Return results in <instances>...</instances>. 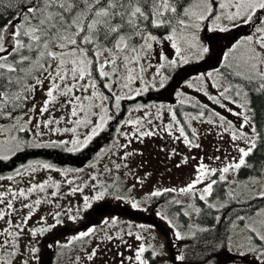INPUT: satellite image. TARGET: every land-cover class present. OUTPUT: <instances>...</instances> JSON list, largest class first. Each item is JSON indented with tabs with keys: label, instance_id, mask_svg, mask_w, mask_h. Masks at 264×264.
<instances>
[{
	"label": "snow or ice",
	"instance_id": "1",
	"mask_svg": "<svg viewBox=\"0 0 264 264\" xmlns=\"http://www.w3.org/2000/svg\"><path fill=\"white\" fill-rule=\"evenodd\" d=\"M0 19H3L2 14ZM223 21H227V24ZM205 22L213 25L211 30L220 32H227L230 27L251 28L249 34L229 49L231 53L238 48H245L243 71L239 70L240 64L233 67L227 63L229 56L225 55L222 70L217 69L215 73L209 72L199 78L209 88L217 89L214 95H210L208 91H204L203 95L225 112L237 117V123L234 124L215 109H209L207 104L201 105L199 102L190 101L192 107L198 111L195 115L186 114L183 125L177 118V112L172 108L166 110L170 115L169 123L154 124L147 106L133 109L142 112L143 117H130L124 121V125L134 129L131 138L142 141L144 137L163 132L173 139L182 140L189 148L200 147L196 142L198 134L197 129L192 127L193 121L206 122L222 129L221 138L224 133L229 134L237 156L232 157L227 163L221 161L223 167L220 168L200 162L196 168L197 175L190 184L180 189L164 191L179 192L203 202L211 209L216 205L209 203V199L213 197L214 186L218 182H226L229 174H239L242 170L253 169L258 175L249 182L261 183V190L253 199H264V183H262L264 160L251 159L257 154L264 155V124L258 128L248 94L252 91L264 95V0H24L17 11L10 12L9 19L0 23V117L6 116L15 121L13 129L19 133L29 132L31 129L27 126L32 125L36 129L43 127L57 133L71 132L74 136L70 141L62 140L59 143L50 141L47 144H32L13 137L15 147L22 150L23 147L28 146L63 147L71 143L72 146L68 147L67 151L82 150L93 137L105 129L108 120L115 118V113L106 116L109 111L105 107L106 102L114 101L115 107L119 108L122 100H134L150 88L156 87L155 82L149 83L143 78L145 64L154 49L159 61L158 67L155 68L156 75L152 79L156 81L159 78L160 88L165 87V81L168 79L161 69L166 71L168 68L187 63V53H194L199 58L209 53V48L200 44L197 36ZM169 44L174 50V58H170L165 51L160 50L166 49ZM233 78H240V82L234 83ZM134 84H138L135 89ZM117 88L121 89L122 95L117 94ZM38 91H44L45 94L39 115L44 116L47 113L51 118L33 124L35 116H29V111L35 113L36 105L33 103L31 109L28 105L35 99ZM183 103L184 101L181 100V104ZM229 104H235L240 111L229 107ZM58 106L66 108L71 117L75 118L66 121L74 124L75 127L52 128L64 119L52 115ZM93 108L99 111L93 112ZM159 112L160 110L155 115L156 121L162 118ZM25 116H28L27 120L23 119ZM92 116H98L99 122L94 123L90 119ZM217 120L219 123H216ZM147 125L153 126L147 128ZM80 126L91 127V134L83 140L75 135ZM186 128L191 131H186ZM2 131L4 129H0V132ZM174 133L178 135H173ZM36 135L42 136L44 133L37 132ZM122 135L129 137L130 134L122 133ZM127 146V144L118 145L120 148ZM132 154L126 153L121 159L126 160ZM8 158L7 155L0 156V159ZM183 162H187V158ZM120 167V164L115 165L116 169ZM39 168L53 170L51 164H30L27 168L17 169L15 177L22 179L25 172L32 176ZM71 171V169L63 170L61 175L67 177ZM7 179L13 180L14 176H8ZM50 180L51 177L42 183H30L27 189L20 188L14 191L9 187L0 191V221L7 225L0 228V264H16V258H22L25 254L36 264H41L40 249L34 244L25 245V252H20L19 242L35 208L45 202L40 198L28 203L24 201H28L35 193H45L49 188L56 189L50 193L51 197L58 196L60 184L55 181L50 183ZM91 180L92 194L83 196L80 205L64 213L69 219L73 221L79 219L81 213L92 208L94 202L102 201L108 196L117 200L127 199L133 208L140 206L131 196L122 194L115 182L108 185L98 182L96 177H91ZM66 183L71 185L74 181L66 179ZM197 185L203 187L198 189ZM83 191L84 189L79 186L71 188V193ZM162 194L161 191L150 193L154 197ZM228 195L233 194L230 192ZM17 200H21L20 209H27V212L18 222L13 223L10 217L19 210L15 204ZM172 203L179 204L180 201L175 200ZM189 207L197 216L201 214L200 207L194 205ZM61 215L60 211L53 213L52 224H47L46 219L41 217L39 223L43 226L28 229V234L36 238L50 232L63 223ZM183 215L190 217L191 213L184 211ZM254 215H264V210L258 209ZM161 218L166 219L164 216ZM216 219L219 221V217ZM246 219V216H237L233 222L234 227H239L236 221ZM103 223L115 225L117 220L114 218L110 222L105 220ZM168 223L176 229L174 232L176 240L195 239L197 232L209 230L193 225L188 233H184L179 225L173 224L171 220H168ZM243 227L248 232L244 243L232 247L227 244L220 247L214 245L208 251V255L202 258V264H236L237 261L240 264H264V230L247 223ZM97 231V228L92 227L80 232L72 237L69 244L91 239ZM127 234L132 235L131 232ZM107 239L111 240L113 237L109 235ZM135 239L140 241L144 237L137 235ZM149 248L151 246L146 248L141 243L134 250V255L127 258H123V254L118 253L122 256L120 264H126V261L127 264H153V257H159L163 253L155 249L149 251ZM223 253L229 255L227 261L220 259ZM95 256V248L87 252L88 260H92ZM29 259H24L23 264H29ZM175 259L183 264L185 254L180 253Z\"/></svg>",
	"mask_w": 264,
	"mask_h": 264
},
{
	"label": "rangeland",
	"instance_id": "2",
	"mask_svg": "<svg viewBox=\"0 0 264 264\" xmlns=\"http://www.w3.org/2000/svg\"><path fill=\"white\" fill-rule=\"evenodd\" d=\"M223 23L227 24V21H223ZM238 23L242 24V22ZM212 28L213 25L211 23L205 22V24L201 26V29L197 33V36L199 43L205 47H208L209 52L211 48L213 50V54L215 55L213 56L212 54L207 53L203 56V58H199L194 53H187L188 62L180 64L176 67L184 66L189 63H199L200 61H203L207 56L210 60L215 59L217 64H224V57L225 55H228L229 59L227 63H229L233 67H235L237 64H240L241 68L239 70H244L243 59L246 55L245 48H238L236 51L231 53H229V49L233 45L237 44V42L241 38L250 33V27H230V30L227 32H220L218 30L213 31L211 30ZM240 29H243V31H247V33L243 34L242 36H237L236 38H233V40L227 45H221L222 43L219 44V51L216 50V46L214 45V39L218 40L220 36H225L231 31ZM156 47L159 48V46ZM160 50L165 51L170 58H174V50L171 49L170 44L166 46V49ZM158 61L159 57L155 54L154 49V52L149 55L148 62L145 64V71L143 72V78L145 81L149 83H156V87L150 89H160L158 83L159 78H157L156 81H153L152 79L156 75L155 68L158 67ZM215 64H212L211 67H205L204 69H202V71H197L193 73L185 82L181 84V87L175 95V98L172 100L180 104L181 109H179L178 111L177 118L181 120L182 125L185 123L186 114H197L198 110L192 107V103L195 102H199L201 105L207 104L209 105V109H215L222 115L226 116L228 120L233 121L234 124L237 123V117L232 116L228 112H225L223 109L219 108L217 105H215L212 101H209L208 98L203 95L204 91H208L210 95H214L217 91V89L209 88L203 80L199 79L200 77L204 76L209 72L215 73L216 69L212 67ZM170 69L171 68H168L167 70ZM161 71L164 72V69H161ZM166 82L167 80L165 81V84ZM189 85H191V87H189ZM137 87L138 84L133 85L134 89ZM99 91L105 90L99 89ZM116 92L117 94H123L121 89L119 88L116 89ZM85 95H87V93H85ZM44 100V91H38L35 94V99L31 101L28 105L29 109H31L33 103L36 105L35 113L29 111V116H35L33 124L51 118L47 113H45L44 116L39 115V109L40 106L43 104ZM181 100L184 101L183 104H181ZM172 101H170L169 103H139V101L129 105L124 112L125 117L122 123L119 125L118 128L115 127L114 129L113 134L115 136L113 138V141L110 142L109 146H101L90 160L86 161L79 167L74 168L57 166L46 160L34 158L30 159L24 164L23 167L19 169L27 168V166L30 164L36 165L47 163L53 166V170H45L43 168H39L32 176H29V174L25 172L22 179L19 177H15L16 170L11 173H0V177H3V179H0V191H4L9 187H11L14 191L20 188L27 189L30 186V183H42L45 180H49L50 177V183L52 181H55L60 184L59 194L55 198L51 197L50 193L52 191H55L56 189L49 188L46 190L45 193H35L31 197H29L28 201H24L25 203L33 202L37 198L45 200V202H42L38 207L35 208L31 220L28 221V226L25 229L24 235L19 242V251L25 252V245L31 246L34 244L40 249L39 255L41 256V262H43L49 258V254L51 253L42 251L45 249H50L52 250V254L50 257L51 264H87L89 261L107 262L112 258H116L117 260L121 261L122 256L118 253L116 256L113 252L109 253L108 255H106V253L115 246V242L123 241L127 243V246H125L122 249L123 251L121 252L123 254V258L133 256V252L136 247L139 244L143 243L146 248L151 246V248H149V251H151L152 249H155L156 251H162L163 254L158 257V261L161 264H177V262H179L175 259L177 255L173 253L171 248H173L175 251H178L177 247L184 246L185 242L184 240H176L174 236V232L176 229H173L169 225L168 220H171L173 224L179 225L180 230L182 232L188 233L191 227L193 225H196L195 213L192 212V209L189 207V205L195 206V199L180 194L179 192H172L170 193V197L169 195H167L165 198L163 197L164 199H162L160 207H158V211L156 212V215L162 221L164 229H167V232L164 230L161 233L155 228L146 224L148 223L146 217L148 218L147 215L149 213L146 208L148 207V204L150 202L148 193L154 190L158 191L162 189L163 193L165 192V189L183 188L195 179V176L197 175L196 168L200 162H203L209 165L210 167L220 168L223 167L221 161L227 163L228 160H230L232 157L237 156V153L230 141V136L228 133H224L223 138H221L220 132L222 131V129L213 127L212 125H209L206 122L201 123L199 121L192 122V127L197 129L198 138L196 142H198L200 145V147L198 148H189L182 142V140L173 139L172 136H169L167 133L163 132L151 137H144L142 141L131 138V134L134 132V129L131 126H125L124 121H126L130 117H143L142 112L133 111V109L139 108L141 106H147L150 116L154 121V124H166L170 122V115L167 113L166 110L169 108L175 110L172 106ZM190 101L192 103H190ZM96 103H99V101H96ZM111 106L116 108L114 101L110 100L106 102L105 107L109 109L106 116H112L110 111ZM229 107L240 111V109L236 108L235 104H229ZM158 110H160L159 114L162 118L161 120L156 121L155 115L158 114ZM97 111L99 110L93 108V112ZM52 115L56 118L64 117V119L61 120V123L59 125L52 126L53 129H55L56 127H59L61 129L66 127H75L74 124L66 122L67 120L75 119L71 117L70 112L66 108L58 106L55 112L52 113ZM23 119L27 120L28 116L23 117ZM90 119L94 123L99 122L98 116H92L90 117ZM14 123L15 121L8 117L6 120L0 121V129H4V131L0 132V156L7 155L8 157H10L15 152L21 150L15 147V141L13 137L28 141L32 144H47L50 141H70L74 136V134L71 132L65 133L61 131L57 133L54 130L49 131V129L43 127L36 129L32 127V125L27 126L31 129L29 132L19 133L13 129ZM216 123H219V121L217 120ZM152 126L153 125H147L146 127L151 128ZM89 131H91L90 126H80L77 128L75 135L79 136L80 140H83L87 135L91 134ZM186 131L190 132L191 129L186 128ZM37 132H43L44 135H36ZM122 133H129L130 135L129 137H125L124 135H122ZM173 135H178V133H174ZM130 138L131 143L128 142ZM97 139L100 140L101 136L98 135ZM91 141H93V139ZM168 142L173 144V148H177L180 151L188 150V153L192 152L195 155L192 164L190 166L177 167L173 172L168 173L166 171L167 163L172 161L176 163L177 161L179 163H182L181 160L176 155H174L175 153L173 152V148L169 147ZM122 144H127L128 146L126 148L118 147V145ZM71 146V143H69L68 145L63 146L65 148L63 149L66 150L68 147ZM149 147H155L160 151V160L161 163H163L161 166L162 174L158 178L159 183L157 187H154L152 185L153 179L157 176V174L154 173L152 170L145 168V163H148L149 159H144L143 156L136 154L138 151L146 150ZM23 148L37 147L28 146ZM126 153L133 154L128 156L126 160H122L121 157H123ZM214 157H219L220 159H213ZM116 164H120L121 167L119 169H116ZM55 169H59L60 171H56ZM66 169H71L72 171L67 177H64L61 175V172ZM117 174H120L122 177L124 195L131 196L132 199L137 202L140 206L138 208H133L132 204L127 201L125 205H127L128 208H126L122 214L124 217L118 216V218H115L117 220V223L115 225L111 223L105 225L103 223L105 220L110 222L114 219L113 217L108 216L103 219L102 222L96 227L98 231L96 232L93 238L86 239V242H84L80 246H75L73 242L69 244V241L72 239V237L78 235L80 232L87 231L88 229L84 227L80 231L68 230L67 232L59 230L61 228H67L68 226L71 227L76 225L80 219L79 218L73 221L69 219L67 215H64V213L67 212L68 209L74 210L75 206L80 205L82 203L83 196L92 194V190L90 188V185L92 184L91 177H96L98 182H103L108 185H111V183L115 181ZM8 176H14V179L8 180ZM256 176L257 175L250 174L246 177H239L238 174L235 173L229 174L228 180L226 181L227 189L229 192L235 194L244 193V196H255V194L261 190V183L252 184L249 181ZM215 178L216 177H213V179ZM66 179H72L74 183L69 185L68 183H66ZM262 183H264V181H262ZM133 185H135V187H132ZM77 186L82 187L84 191L71 193V188ZM202 187L203 185H197L198 189H201ZM158 197H155V199ZM211 199L215 198L211 197ZM175 200L180 201V208L183 212L188 211L191 213V216L188 217L187 226H185V224L180 220L178 212L173 208L176 203H172V201ZM212 201L216 203L215 200ZM15 204L19 210L17 211V213L10 217L13 223L18 222L27 212V209H20L21 200L15 201ZM171 204L172 207L170 206ZM131 209L138 213L133 214ZM258 209L264 210V207ZM257 210H255L243 222L244 224L247 223L250 225H254L257 228L264 230V215H254ZM57 211H60L62 213L61 220L63 221V223L57 225V227L52 229L50 232H47L42 236H37L36 238H32L28 234V229L43 226L39 223L41 217H44L46 219L47 224L54 223L52 214ZM162 216L166 217V219H162ZM244 224L241 225V223H239V227H235L233 232L230 234L228 242L229 247L244 243L246 241L248 232L246 229H244ZM3 227H7V225H5L3 221H0V228ZM118 229H120V231L116 232ZM129 232H131L132 235H128L127 233ZM109 235H111L113 239H107ZM137 235H142L144 239L140 241L136 240L135 237ZM49 245H52V247H48ZM93 248L96 249V256L93 257L92 260H88L87 252L91 251ZM227 256L229 257L228 254ZM24 259H29L27 254H25L22 258L17 257L16 264H23ZM29 264H36V262L29 259ZM178 264H181V262H179ZM236 264H240V262H236Z\"/></svg>",
	"mask_w": 264,
	"mask_h": 264
},
{
	"label": "trees",
	"instance_id": "3",
	"mask_svg": "<svg viewBox=\"0 0 264 264\" xmlns=\"http://www.w3.org/2000/svg\"><path fill=\"white\" fill-rule=\"evenodd\" d=\"M23 3L24 0H0V14H2L3 17V19H0V23L9 19L10 12L17 11L18 6ZM250 31L251 28L249 32ZM246 33L247 31H243V29L234 30L225 36H220L218 40L214 39L216 50L219 51V44L222 43L221 45H227L233 40V38L242 36ZM209 53L213 56L215 55L213 54V50L211 48ZM215 63V59L210 60L207 56L203 61L196 64L189 63L184 66L173 67L170 70H164V74L168 77L164 88L150 89L143 93V96L141 95L136 97L134 100L125 99L122 101L119 108L111 106V115L113 113L116 115L114 119L109 120L105 129L99 133V136L104 138V140L99 141L97 139V135L93 141L88 144V146L84 147L80 151L73 152L64 150V147L23 148L22 150L12 154L8 159H0V173L14 172L15 170L23 167L30 159L34 158L46 160L57 166L75 168L81 166L83 163L90 160L101 146H109L114 136L113 132L115 126L122 119L124 112L129 105L139 101V103H169L175 98L181 84L185 82L193 73L202 71L205 67H211V65ZM212 67L216 70H222L223 64L216 63ZM233 82L239 83L240 78H233ZM248 94L251 98V106L255 112L254 120L257 122V126L259 128L261 124H264V95H259L252 91H249ZM172 106L178 114L179 109H181L180 104L176 101H172ZM249 114L252 115V113ZM6 119V116L0 117V121ZM111 126H113L112 129ZM251 159L253 161L264 160V155L257 154ZM250 174L258 175L256 170L248 169L240 171L238 176L246 177ZM170 193L172 192H164L163 194L165 196L169 195L170 197ZM229 193L230 192L227 189L226 182H218V184L214 186L213 197L215 199H209V203L216 205V207L209 209L203 202L195 199V206L201 208V214L199 216L195 214L196 226L209 230L206 232H197L195 239H185V245L178 246V251L171 248L173 253L176 255H179L180 253L185 254L184 264H202V258L208 255V251L214 245L217 247L223 246L224 244L228 245L230 234L235 229L233 222L236 220L237 216L248 217L258 208L264 207V199H253L254 196H244V193L235 194L231 192L233 195L229 196ZM212 200H215L216 203ZM170 206L172 207V204ZM173 208L178 212L180 220L186 224L188 222V217L183 215L180 204H176ZM134 214L137 213L134 212ZM217 217H219V221H217ZM236 223H241V225L244 224L243 221H236ZM165 231L167 232L166 228ZM42 252H49L52 254V250L50 249H45ZM51 254H49V258L46 261L41 262V264H51ZM229 258L230 257H228L226 253H223L220 256L222 261H227ZM179 262H177V264Z\"/></svg>",
	"mask_w": 264,
	"mask_h": 264
},
{
	"label": "flooded vegetation",
	"instance_id": "4",
	"mask_svg": "<svg viewBox=\"0 0 264 264\" xmlns=\"http://www.w3.org/2000/svg\"><path fill=\"white\" fill-rule=\"evenodd\" d=\"M124 117H125V115L116 124L115 127H117V128L119 127V125L122 123ZM111 123H114V122H111ZM112 128H113V126H111V129ZM89 132L91 133V131H89ZM114 136H113V138H114ZM113 138L111 141H113ZM100 140H104V138H101ZM168 145H169V147L173 148L172 143L168 142ZM158 151L159 150L156 149L155 147H149L146 150H141V151H138L136 153L140 156H143L144 159H146V158L149 159V162L145 163V168L152 170L154 173L157 174V176L153 179L152 185L154 187H157V185L159 183L158 178L162 174L161 166L163 163H161V160H160L161 154H160V151L159 152ZM187 151H180L177 148H173V152L175 153L174 155H176L181 160L182 163H179L178 161H177V163L173 162V161L167 163L166 171L168 173L173 172L177 167H183V166L185 167V166H190L192 164V162L195 158V155L192 152L188 153ZM185 158H187V162H183L185 160ZM114 182L119 186V191L122 194H124V187L122 184V177L120 174H117ZM113 183H111V184H113ZM154 191H150L148 193V197H149L150 202L148 204V207L146 208V210L149 212L147 215L148 218L146 217V220H148V223H146V224H148L149 226L155 228L157 231L162 233L165 229H164V226L162 225L161 219L156 215V212L158 211V207H160L162 199H164L166 196L164 194H162L161 196H159L158 198L155 199L154 196L150 195V193H152ZM158 191L162 192L163 190L161 189ZM127 201H128L127 199L117 200V199L112 198L111 196H108L102 201H97V202L93 203L92 208L89 209L87 212L81 213L80 219L76 225L71 226V227L68 226L70 228H68V227L67 228H61L59 230L67 232V229L68 230L70 229L72 231H78V230L80 231V229H82L84 227H86L87 229L92 228V227L96 228L102 222V220L108 216H111L113 218H118V216L124 217L122 214H123L124 210L126 208H128V206L125 205V203ZM128 217H132V216H128ZM119 231H120V229H118L116 232H119ZM84 242H86V240L85 241H74L73 244L75 246H80ZM115 243H116L115 246L112 249H110L106 253V255L113 252L114 255L116 256L117 253H121L123 251L122 249L125 246H127V243L123 242V241H117ZM133 255H134V252H133ZM105 263H107V264H120V261L117 260L116 258H112L111 260H109L107 262L89 261L87 264H105ZM153 264H161L158 261V257H156V258L153 257Z\"/></svg>",
	"mask_w": 264,
	"mask_h": 264
}]
</instances>
